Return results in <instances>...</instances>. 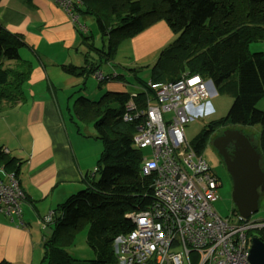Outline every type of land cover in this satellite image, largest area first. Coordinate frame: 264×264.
I'll return each instance as SVG.
<instances>
[{"label":"trees","instance_id":"trees-1","mask_svg":"<svg viewBox=\"0 0 264 264\" xmlns=\"http://www.w3.org/2000/svg\"><path fill=\"white\" fill-rule=\"evenodd\" d=\"M79 11L93 16L99 35L107 36V49H98L102 63L112 61L123 41L164 21L174 38L159 51L149 80L129 69L141 88L135 101L142 104L154 95L155 86L178 80L183 71L199 75L218 92L231 94L233 101L224 117L207 121L189 142L194 151L202 154L217 130L222 135L236 126L258 125L255 149L264 158V108L256 107L264 97V51L249 48L264 38V0H83ZM80 34L83 43L89 40L90 36ZM22 47H27L23 38L0 24V99L9 103L23 99L22 86L32 70L31 62L19 54ZM99 66L61 68L88 77ZM129 99L127 92H104L97 100L77 98V118L92 122L103 148L94 169L83 176L84 186L53 210L52 232L42 244L41 264H118L115 240L133 227L125 214L151 204L152 178L142 174L143 152L132 143L135 123L122 120ZM2 148L0 166L5 175L17 176L16 159ZM83 223L94 255L90 260H77L66 250ZM256 236L264 242L262 235Z\"/></svg>","mask_w":264,"mask_h":264},{"label":"crops","instance_id":"crops-1","mask_svg":"<svg viewBox=\"0 0 264 264\" xmlns=\"http://www.w3.org/2000/svg\"><path fill=\"white\" fill-rule=\"evenodd\" d=\"M78 15L80 21L87 16L80 11ZM81 23L85 26L83 33L90 36L85 23ZM0 24L23 38L27 47H22L19 54L32 64L22 86L23 99L15 103L0 99V146L16 159V178L25 196L22 224L0 214V261L41 264L42 244L52 232V224H45L43 217L84 186L83 176L92 165L94 168L99 157V152L86 148L84 137L89 136V131L81 132L82 121L75 114L77 98L89 99L80 95L86 88L87 74H68L61 65L85 69L89 65L101 66L98 49L105 47L104 43L100 47L93 43L96 48L88 41L83 43L80 31L51 0H0ZM172 37L168 25L157 21L123 41L113 59L118 61L121 52L122 62L117 65L130 73L132 67H126V61L139 63L148 55L158 54ZM103 64L108 70L104 80L96 75L102 73L100 66L91 74L98 79V87L104 84V92H139L127 89L132 83L114 63ZM0 176L6 177L2 166Z\"/></svg>","mask_w":264,"mask_h":264},{"label":"built area","instance_id":"built-area-1","mask_svg":"<svg viewBox=\"0 0 264 264\" xmlns=\"http://www.w3.org/2000/svg\"><path fill=\"white\" fill-rule=\"evenodd\" d=\"M51 1L85 31L78 15L83 0ZM213 89L210 81L183 71L178 80L155 86L142 104L135 101L137 93L125 103L122 120L135 123L133 146L149 149L141 172L152 178V202L125 214L133 227L115 240L118 264H193L192 254L197 264H250L252 231L264 228V221L243 218L236 210L226 216L216 212L218 178L185 136L189 121L213 110L208 101ZM5 176L0 178V214L22 224L24 192L14 173ZM52 218L53 211L42 220Z\"/></svg>","mask_w":264,"mask_h":264},{"label":"rangeland","instance_id":"rangeland-1","mask_svg":"<svg viewBox=\"0 0 264 264\" xmlns=\"http://www.w3.org/2000/svg\"><path fill=\"white\" fill-rule=\"evenodd\" d=\"M81 21L85 23V25L89 29L90 37H89L88 43L89 44L96 43L98 47H100L101 45L103 46V43H104V47H105L104 49L106 50L107 45H108L107 36L98 35L97 25H96V22L93 16L87 15L86 17H83V18L81 17ZM172 38H174V36ZM102 39H104V41ZM121 48L123 49V47H120V49ZM249 48H250V51H264V38L258 42L251 43L249 45ZM88 54H91V53L89 52ZM120 55H121V52H119L118 61L122 62L121 61L122 57ZM157 58H158V54L153 53V55L146 56V58L142 59L141 62L139 63H135V61H131V63L129 61H126L128 65L126 67L134 68L135 72L137 70L136 73H137V76L140 77V79L148 81L150 78V72H151L152 65H154V62L157 60ZM131 60H133L132 57H131ZM118 61L112 59L111 62L114 63V65L118 67L117 68L118 71H123L124 75L126 76V79L132 83V85H129L127 89L130 87L131 89H134L135 91H140L141 90L140 85L134 79V72L131 71L129 73V71H126L123 68H119L120 66L117 65ZM140 66H142V68H140ZM100 71L102 72L103 75L108 72L105 64L103 63L101 64ZM98 84L99 82L96 76L93 74H90L86 80V84H85L86 88L82 91L83 93H81L80 95L83 94L91 100L99 99L103 95L102 93H104L105 86L103 83H101L100 86L98 87ZM81 86H80V89H82ZM71 101H73V99H71ZM208 101L210 102L213 110L209 112L208 114L193 118L191 121L187 123V125L184 128L185 136L188 142L194 141L195 137L199 135V133L202 131L207 121H209L210 119H214V118L217 119V118H221L225 116L228 108L230 107L233 101V96L229 93H220L214 88L213 93L209 95L208 97ZM256 107L260 109L264 108V97H262L258 101ZM66 117H69V116H66ZM75 117L76 116H74V118ZM68 124H69V121H67V125ZM79 126H80L82 133L87 134L89 131V136L84 137L85 138L84 144L86 148L90 149L92 152L94 151L99 152L100 154L102 151L103 145H102L101 139L97 138L98 133H97V130L93 127L92 122H90V120L89 121L83 120ZM233 129H237V130L239 129L241 134L248 136V138L250 139L251 145L253 147H256L255 143H256L257 133L259 130L258 125L247 126V127L236 126ZM220 133H221V130H217L211 135L208 143L205 145V147L202 150V156L208 163L212 173L217 175L218 181H219V186L217 187L216 193H215V200L213 202V207L215 208L216 212L220 216H226L231 213L232 209L235 206L232 200V179L220 157L218 146L215 143V140L217 139V137L221 135ZM79 152L80 150L77 149V153ZM142 152L143 154L147 155L149 154V149L147 148L142 149ZM96 163L97 161L94 164L96 165ZM260 166L262 170L264 171V158L263 157L260 158ZM92 167L93 165L91 166V168ZM91 168L90 170L94 169V168L92 169ZM96 177L98 178V175ZM262 188L264 189V183H263ZM250 219L254 221H264V190L263 192H261V197L258 199V210L257 212H255L254 214L250 216ZM47 230L49 229L47 228ZM86 231H87L86 224L83 223L80 229L78 230L77 234L75 235L73 242L66 246V250L77 260H90L94 258V255L91 249L88 247L86 243ZM252 235H262L264 237V229L263 230H253ZM194 258H195V255L192 254V260H193L192 262L193 264H197Z\"/></svg>","mask_w":264,"mask_h":264},{"label":"water","instance_id":"water-1","mask_svg":"<svg viewBox=\"0 0 264 264\" xmlns=\"http://www.w3.org/2000/svg\"><path fill=\"white\" fill-rule=\"evenodd\" d=\"M239 135L242 140L240 147L235 149L233 157L226 161V166L232 179V200L235 209L243 218H249L258 210L264 171L260 166V156L251 145L250 139L240 132ZM250 243L249 263L264 264V242L253 236Z\"/></svg>","mask_w":264,"mask_h":264},{"label":"flooded vegetation","instance_id":"flooded-vegetation-1","mask_svg":"<svg viewBox=\"0 0 264 264\" xmlns=\"http://www.w3.org/2000/svg\"><path fill=\"white\" fill-rule=\"evenodd\" d=\"M240 142H242L241 137L240 135L238 136V132H235V130L226 131L224 134L219 135L215 140L220 157L226 169V161L233 157L235 149L240 147Z\"/></svg>","mask_w":264,"mask_h":264},{"label":"bare ground","instance_id":"bare-ground-1","mask_svg":"<svg viewBox=\"0 0 264 264\" xmlns=\"http://www.w3.org/2000/svg\"><path fill=\"white\" fill-rule=\"evenodd\" d=\"M51 212V211H50ZM49 214V213H48ZM48 214H46V215H48ZM45 215V216H46ZM53 223V219L50 221V222H47V223H45V224H52Z\"/></svg>","mask_w":264,"mask_h":264}]
</instances>
